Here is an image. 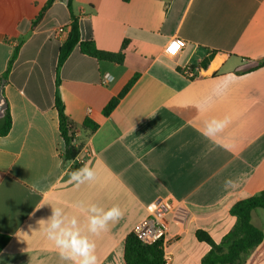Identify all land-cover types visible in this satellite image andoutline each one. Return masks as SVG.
Here are the masks:
<instances>
[{
	"label": "crops",
	"instance_id": "0c3cea01",
	"mask_svg": "<svg viewBox=\"0 0 264 264\" xmlns=\"http://www.w3.org/2000/svg\"><path fill=\"white\" fill-rule=\"evenodd\" d=\"M47 1L0 0V87L26 38L2 90L12 126L0 136V234L9 237L0 264H66L38 221L59 206L83 228L79 202L124 213L91 237L98 264H126V239L156 203L170 206L171 264H202L211 246L198 233L219 244L236 223L232 206L264 191V0H73L82 41L124 55L116 64L76 47L60 69L59 94L76 126L74 160L64 158L55 105L71 14L57 1L32 30ZM176 38L186 48L172 58L165 46ZM187 64L196 79L182 75ZM216 88L222 94L208 100ZM224 116L228 126L206 138L205 122ZM84 165L96 179L76 188L69 174ZM252 223L264 233V210L252 212ZM246 264H264V239Z\"/></svg>",
	"mask_w": 264,
	"mask_h": 264
},
{
	"label": "trees",
	"instance_id": "16d2710c",
	"mask_svg": "<svg viewBox=\"0 0 264 264\" xmlns=\"http://www.w3.org/2000/svg\"><path fill=\"white\" fill-rule=\"evenodd\" d=\"M57 1H64L71 14V29L66 42L59 49L58 64L56 69V99L55 105L59 117V129L61 137L65 143L66 160H74L79 148L75 146L76 126L70 117L66 114L64 103L59 94L60 85V69L69 58L76 47H79L83 54L93 57L99 61L122 64L124 61L123 52L113 53L98 49L94 41H82L80 34V24L78 18L73 13V0H48L42 10L32 23V30L43 20L47 11ZM23 38L20 44L14 49L13 55L8 63V67L3 75V80L6 81L13 64L17 58L20 47L25 41ZM137 76H135L123 89L121 94L112 99L104 109V113L109 115L118 105L121 98L133 86ZM12 122L9 111L6 110L4 118L0 121V136H6L11 129ZM84 126L92 130L96 129V125L89 120L84 123ZM264 210V191L259 195L248 199L241 200L234 204L230 210V214L236 218V223L232 230L224 236L219 244L205 233L199 232L198 239L204 241L211 246V250L202 259V264H246L247 257L250 252L262 243L264 233L252 223V212L254 210ZM9 243V237L0 234V253ZM125 262L126 264H164L162 250L160 244H145L139 240L133 233L130 234L125 243Z\"/></svg>",
	"mask_w": 264,
	"mask_h": 264
},
{
	"label": "clouds",
	"instance_id": "9594fccd",
	"mask_svg": "<svg viewBox=\"0 0 264 264\" xmlns=\"http://www.w3.org/2000/svg\"><path fill=\"white\" fill-rule=\"evenodd\" d=\"M221 79L227 80L228 77L225 76ZM221 94V89L216 88L208 100H212ZM229 123L230 118L228 116L213 117L205 122L202 134L211 139L216 134L223 132ZM96 175L95 168L84 165L70 172L68 183L79 188L82 184L94 181ZM232 184L233 181L231 180L225 181L226 187ZM43 206L41 204L37 208ZM76 207L86 215V225L83 228L76 216L67 215L64 209L59 206H51V215L46 220L38 221V223L43 225L46 238L54 244L61 260L66 264H98V258L95 254L96 244L91 237L99 235L102 231H107L109 224L118 221L124 213L119 205L104 208L95 203L85 205L83 202H79Z\"/></svg>",
	"mask_w": 264,
	"mask_h": 264
},
{
	"label": "built area",
	"instance_id": "2783aa9c",
	"mask_svg": "<svg viewBox=\"0 0 264 264\" xmlns=\"http://www.w3.org/2000/svg\"><path fill=\"white\" fill-rule=\"evenodd\" d=\"M59 33L64 28L58 29ZM173 44L179 45L175 52L171 51ZM186 48V42L182 39H173L165 46V53L169 57H177ZM182 75L190 80L199 76V71L191 64L182 68ZM108 80L106 78L104 83ZM170 206L164 203L152 204L148 207V216L135 225L133 234L145 244H160L164 264H171L174 259L173 246L177 242L176 237L170 235L169 220Z\"/></svg>",
	"mask_w": 264,
	"mask_h": 264
},
{
	"label": "water",
	"instance_id": "95a60500",
	"mask_svg": "<svg viewBox=\"0 0 264 264\" xmlns=\"http://www.w3.org/2000/svg\"><path fill=\"white\" fill-rule=\"evenodd\" d=\"M4 83H5V81H3V84L0 87V119H2L5 116L6 109H7V103H6L4 96H3V93H2Z\"/></svg>",
	"mask_w": 264,
	"mask_h": 264
},
{
	"label": "snow or ice",
	"instance_id": "6c2138e0",
	"mask_svg": "<svg viewBox=\"0 0 264 264\" xmlns=\"http://www.w3.org/2000/svg\"><path fill=\"white\" fill-rule=\"evenodd\" d=\"M178 46L179 45H177V44H173L170 50L173 51V52H175L176 49L178 48Z\"/></svg>",
	"mask_w": 264,
	"mask_h": 264
}]
</instances>
